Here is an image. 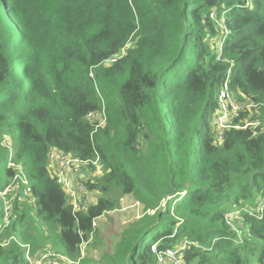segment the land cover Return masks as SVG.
<instances>
[{"label":"trees","instance_id":"trees-1","mask_svg":"<svg viewBox=\"0 0 264 264\" xmlns=\"http://www.w3.org/2000/svg\"><path fill=\"white\" fill-rule=\"evenodd\" d=\"M228 69L236 100L261 103L219 137L209 119ZM263 98L264 0H0V142H12L32 199L22 186L5 195L15 240L0 244V264H27L21 244L73 264H156L183 240V264H264ZM98 111L96 127L87 114ZM52 149L98 157L80 175L93 201L75 215ZM6 156L0 144V191ZM125 195L142 216L112 252L83 257L93 221ZM237 208L232 229L224 215Z\"/></svg>","mask_w":264,"mask_h":264},{"label":"built area","instance_id":"built-area-1","mask_svg":"<svg viewBox=\"0 0 264 264\" xmlns=\"http://www.w3.org/2000/svg\"><path fill=\"white\" fill-rule=\"evenodd\" d=\"M211 17H214V12H211ZM222 46V42L218 43V48ZM220 57L217 56V59ZM115 58H111L110 61H114ZM230 69L227 71V76L220 84L217 91V111L215 114L214 122L217 131L219 132V137L223 130L231 127H237L238 125H233L232 121L235 117L239 116L240 112L245 109H252L261 102L255 103L253 101L239 102L233 96L229 89L228 74ZM264 103V98H263ZM87 118L93 122H96V127L102 126L105 121V116L103 111L90 112L87 114ZM259 121L247 122L242 127L251 125L255 127L260 125ZM1 146L5 147L7 150L6 165L8 168L13 169V174L11 175L8 184L0 191V198L4 202V213L0 218V236L4 237V228L9 225V209L5 202V195L7 193L13 192L17 186H22L25 198H31V182L28 178L25 168L23 165L14 159V148L13 144L8 137H3L0 142ZM49 167L50 163L54 164V174L55 182L60 185L66 194L67 202L71 207L73 215L77 212L84 211L89 204L93 201L91 195L88 193L84 181L80 178L82 173V168L90 164H97L99 162L98 157L94 159H79L73 157L70 154L61 152L56 149L50 150L48 153ZM182 194V193H180ZM166 200L161 204V208H164ZM264 204L259 203L257 211H261ZM225 218L227 222L231 225L232 229H235V224L233 220L238 218V208L233 211L225 213ZM231 218V219H230ZM96 220L93 221V226H95ZM96 227V226H95ZM11 240H15L14 236H8L4 240H0L1 245H7ZM190 242L183 240L179 246L176 248H166L163 251H156L155 245H152V250L157 253V263L156 264H183L179 258L180 252L186 247ZM25 248L24 257L27 264H73L69 258L63 256L53 249H45L41 252L32 253V250L28 244H21ZM86 243L82 241L80 243L81 255L84 257L83 248Z\"/></svg>","mask_w":264,"mask_h":264},{"label":"rangeland","instance_id":"rangeland-1","mask_svg":"<svg viewBox=\"0 0 264 264\" xmlns=\"http://www.w3.org/2000/svg\"><path fill=\"white\" fill-rule=\"evenodd\" d=\"M211 42L212 40L210 41V43ZM213 117L214 116H212L209 119V123L211 125H213L214 123ZM98 167L99 170L98 172L94 173L95 176L99 175L100 173V166ZM2 180H4L3 177ZM29 199L31 198H28L27 200L23 199V201L30 202L32 199L31 200ZM142 213H143L142 205L139 202H137L131 195L122 196L118 202V209L110 211L107 214L102 215L100 218L96 219L95 226L96 229L99 230V236L97 237V240L93 242L92 238L95 237V234L94 235L92 233L90 234V240H89L90 244L84 246L83 253L88 254L87 258H91L93 260H99L106 252L113 251L116 242L119 240V236L122 230L130 223L139 219L142 216ZM150 213H153V211ZM238 221H239L238 224H241L240 219H238ZM43 229L45 230L44 227ZM4 237H8V235H6L5 233Z\"/></svg>","mask_w":264,"mask_h":264},{"label":"crops","instance_id":"crops-1","mask_svg":"<svg viewBox=\"0 0 264 264\" xmlns=\"http://www.w3.org/2000/svg\"><path fill=\"white\" fill-rule=\"evenodd\" d=\"M50 167H54V164H53V163H50ZM100 217H101V216H100ZM100 217H99V218H100ZM111 252H112V251H111ZM86 253H87V252H86ZM87 256H88V254H85V253H84V257H87ZM96 259H98V258H96Z\"/></svg>","mask_w":264,"mask_h":264}]
</instances>
